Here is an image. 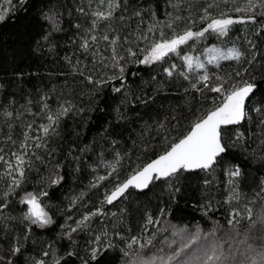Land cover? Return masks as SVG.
I'll list each match as a JSON object with an SVG mask.
<instances>
[{
  "label": "trees",
  "instance_id": "obj_1",
  "mask_svg": "<svg viewBox=\"0 0 264 264\" xmlns=\"http://www.w3.org/2000/svg\"><path fill=\"white\" fill-rule=\"evenodd\" d=\"M248 2L128 0L129 5L143 9L142 17L128 18V12L121 5L108 20L94 15L108 11V0H24L22 4L19 0L10 3L0 0V13L5 14L0 21V155L12 164L16 158L13 153L23 155L25 160L23 178L16 172L6 175L7 165L0 161V204L5 203L2 193L8 190L13 176L21 180L2 210L6 219L0 223V257L3 258L0 264H9V261L33 264L39 260L53 264L55 258H59V264H83L85 259L89 264H130L137 251L144 258L156 255L164 240H174L172 248L178 246L180 238L173 236L169 224L191 233L199 228L201 240L192 245L193 249L206 238L212 239L209 233L214 230V239L226 252L229 247L232 252L237 248L243 251L246 244L240 241L246 234L247 243L257 248L264 246V227H246L244 213L245 206L250 207L255 219L264 210V193L258 194L264 181V125L258 124L261 117L251 110L264 105V15H260L261 7L251 13L235 11L237 7L246 8ZM252 2L264 5V0ZM209 4L213 7L209 8ZM205 9L211 18H218L222 12L233 17L255 14L256 22L233 24L226 36L209 31L204 37L179 46L177 53H170L154 65L130 61L124 64L123 82L117 79L97 88L73 70L77 60L81 62L79 67H91L97 50L104 55L111 54L108 43L102 39L87 50L81 48L86 33L91 43L92 35L107 34L111 39L116 34L123 37L129 32H147L154 25L148 40L137 41L139 49L145 51H138L136 59H142L153 41L170 39L189 28L202 30L208 22L200 19ZM121 14L125 16V28L113 33L109 25L121 23L117 20ZM94 20L96 27L88 32ZM249 40L254 49L249 47ZM233 44L245 53L241 61L221 60L219 66L207 63L206 49L216 46L226 52ZM184 55L205 63L210 76L223 77L227 81L225 87L240 79L235 73L246 67L248 71L243 79L257 86L246 109L249 115L240 125L226 127L230 146L218 158L215 172L186 171L171 187L164 181L154 182L146 192L130 189L127 199L102 205L105 193L118 180L123 182L163 154L170 143L190 130L198 116L202 118L221 102L222 93L204 88L202 82L198 85L203 89L201 92L191 88V83L204 70L193 66L189 72ZM253 55L255 60L248 64ZM173 64L176 68L169 77L163 69ZM181 73H187L189 79ZM107 75H112V70ZM218 83L212 79L210 86ZM114 88L121 91L116 92ZM65 101H70L74 109L54 126L55 132L50 130L45 135L42 127L49 121L44 104L54 113ZM165 128L169 130L167 133ZM237 134H241L239 139ZM37 136L41 139L36 140ZM36 143L43 146L37 148ZM117 160L116 172L107 176L111 169L106 165ZM236 166L241 174L230 177L229 170ZM99 176L107 178L97 187H91ZM58 178H62L59 183L52 182ZM28 193L38 197L52 223L41 227L24 219L29 207L22 201ZM81 193L82 198L74 199L81 197ZM237 195L239 199L235 198ZM208 204L214 211L205 215L201 209ZM97 208H102L103 214L93 216L89 228L72 233L69 239V229ZM161 208L166 210L165 216H159ZM233 209L244 213L245 219L230 226L227 219ZM149 215L154 219L159 217L160 223L148 225L145 230ZM161 226L168 231L160 232ZM153 233H157L155 247H127L131 237L146 241ZM96 236H101L99 245ZM109 240L114 246L105 251L103 245ZM96 246L102 251L93 261L90 250ZM15 247L20 248L18 253L13 252ZM70 251L75 255L69 256ZM240 259L237 253V261Z\"/></svg>",
  "mask_w": 264,
  "mask_h": 264
},
{
  "label": "snow or ice",
  "instance_id": "obj_2",
  "mask_svg": "<svg viewBox=\"0 0 264 264\" xmlns=\"http://www.w3.org/2000/svg\"><path fill=\"white\" fill-rule=\"evenodd\" d=\"M11 0H8L10 3ZM22 4L24 0H19ZM123 5V11L128 12L129 17H142L143 9L129 5L128 0H108L107 8L108 11L96 12L94 15L97 19H108L111 20L116 9L121 8ZM209 8L213 7L209 4ZM256 7H261L260 15H264V5L260 3H253L249 0L246 8L237 7L236 12L245 11L246 13H251ZM83 11V9H80ZM154 15V13H153ZM5 18L4 13H0V21ZM201 22L208 21L206 26L200 31H193L191 28L183 31L180 34H174L170 39H160L158 41H153L150 47L146 50V54L143 55L142 59H136L138 51H145L144 49H139L137 41H146L149 39L148 33L153 31L154 25H150L147 32L138 31L129 32L123 37L119 34L109 38V35L104 34L101 37L92 35L90 37L91 43L87 33L82 40L81 48L87 50L92 47V44H98L99 40L102 39L108 43L111 49L110 55H104L99 50L95 52L94 60L91 67H79L81 62L76 61V65L73 66V70L77 71L82 77V80L87 84L95 85L97 88L103 87L105 84L111 83L114 80L119 79L121 82L124 80L123 73L125 72L124 64L134 61L137 64L143 65H154L157 62L163 61L170 53H177L179 46L184 45L189 40L195 38L200 39L204 37L205 33L211 31L218 36H226L230 31V27L236 23H247L256 22V16L247 15L245 17H233L227 12H222L218 18H211L208 9L204 10V13L200 17ZM121 23L109 25L110 30L113 33H119L125 28V16L121 14L117 17ZM143 23V19H141ZM167 27H172V25H166ZM79 27V26H77ZM96 27V20L93 21L92 28L88 30L91 32ZM264 29V25H262ZM248 45L250 48H255V45L249 40ZM209 54L207 63L215 64L219 66V61L221 60H231L239 62L244 57L245 53L240 50L235 44L229 47L227 51H222L220 48L213 46L206 49ZM99 56V60L95 57ZM183 60L189 72L195 69L204 70L203 74L198 75L195 80L191 83V88L196 92H201L203 89L198 85L202 82L204 88H210V91L215 93H222L221 102L214 107L212 110L207 111L202 118L197 117L195 122L192 124L190 130L183 135L181 138L170 143L169 147L159 155L156 159H153L150 163H147L141 169L133 172L128 176L123 182H118L113 186L110 192H106L104 200L101 202L108 205H113L115 201L120 198L127 199L126 193L129 189L144 190L148 189L154 182L164 181L169 187L181 178L183 172L202 170L205 172H215L216 165L218 164V158L222 157V154L227 151L228 144L226 126L238 125L249 115V110L247 106L251 104V98L256 90V85L248 79H243L245 73L248 69L243 67L241 70L235 73V76L240 78L234 80L233 83L225 87L227 83L223 77L216 76L212 77L209 75L205 68V63L200 62L197 57L184 55ZM255 60V55L252 56L250 60L247 61L251 64ZM176 65H171L168 68H164L163 72L167 76L171 77L175 71ZM102 69V71H98ZM112 70V75H107V72ZM118 70V74L117 71ZM187 80L189 76L187 73H181ZM215 79L220 81V83L210 86V81ZM232 79V77H229ZM114 91H121L120 88H114ZM74 105L70 101H65L63 104H59L55 112L49 108L47 103L44 104V108L47 110L45 115L49 123L42 127V131L45 135L49 131L55 132V125H58L59 120L66 116L70 111L74 109ZM82 110V109H81ZM261 119L258 121L259 125H264V105L254 107ZM7 116H12V113H6ZM176 119V118H174ZM29 128L32 125H28ZM161 127H165L163 124ZM166 133L169 131L165 128ZM241 134H237V139L240 138ZM25 139L28 136L25 135ZM36 140H40L39 136L35 137ZM42 143H36L35 147H42ZM22 147H26L22 145ZM2 151V149H0ZM16 157V165L13 166L12 163L6 161L2 155H0V161H3L6 165V175L11 176L13 171H16L20 178L24 176L23 165L25 163L24 156L20 154L13 153ZM119 163L117 160L115 163H109L106 167L110 168L111 171L107 173V176H112L116 172V165ZM239 166L235 169L229 170L230 177H238L240 175ZM107 176H99L94 182L91 183V187H97L100 182L105 180ZM57 180L52 181L53 183H59ZM21 183L20 179L13 176L11 184L8 190L2 193L5 199L4 204H0V223H3L6 219L2 215V210L7 207V197L14 191L16 187H19ZM178 191V189H176ZM264 193V181L261 183L259 193ZM84 194L81 193L82 198ZM236 199L240 197L235 196ZM29 206L28 212L25 213V220H29L31 224H36L41 227L52 223L51 218L48 213L44 211L41 206L37 196L28 193L27 196L22 201ZM205 215L209 212L214 211L210 204L203 205L202 209ZM244 213H246V220L248 223L246 227L255 229L257 225L264 227V210H262L255 219H253L252 209L245 206ZM238 209H233L228 216L227 223L232 226L235 224H240L244 219L245 215ZM102 208H97L96 211L91 212L89 215H84L82 219L76 222V226L69 229L67 236L69 239L72 238V233L77 232L82 228H89V221L93 216L102 215ZM166 210L164 208L160 209L159 216H165ZM211 218V217H209ZM160 223L159 217L154 219L151 215L146 217V224L144 225L145 230L148 225H156ZM169 228L172 229L174 237H179V244L176 248H172L171 244L175 241L164 240L163 245L167 246L168 251L165 250L164 246H161L157 250V254L148 258H144L139 251L134 253L135 259H133L130 264H264V246L257 248L256 246L247 243L248 235H245V239L240 241L241 244H246V248L241 251L237 248L236 252L231 251V247L226 252L223 245L214 239L215 230L209 233V238H206L200 244L197 245L195 249L192 248L193 244L201 240L199 228L196 229L195 233H191L186 229H177L174 225L169 224ZM160 232L168 231V228H162ZM107 235L106 233L104 234ZM157 233H153L146 241H141L140 237L133 236L127 244V247L131 249L133 245H138L139 249H143L146 246H154V241L156 240ZM95 241L97 245L101 241V236H96ZM229 243L230 242H225ZM114 245L109 240L103 245V250L113 247ZM20 251L19 247L13 249L14 253ZM101 247L96 246L90 250V259L96 260L98 255L101 254ZM237 253L242 259L237 261ZM45 256L48 255L47 252L44 253ZM69 256L75 255L74 252H69ZM125 255H128L125 252ZM3 258L0 257V260ZM9 264L11 262L9 261ZM33 264H45L44 260L34 261ZM53 264H59V258H55ZM83 264H89L88 259L83 261Z\"/></svg>",
  "mask_w": 264,
  "mask_h": 264
},
{
  "label": "water",
  "instance_id": "obj_3",
  "mask_svg": "<svg viewBox=\"0 0 264 264\" xmlns=\"http://www.w3.org/2000/svg\"><path fill=\"white\" fill-rule=\"evenodd\" d=\"M256 89H257V86H256ZM255 91H256V90H255ZM242 122H243V121H242ZM242 122H241V123H242ZM241 123H240V124H241ZM240 124H238V125H240ZM231 126H237V125H231ZM226 127H229V126H226ZM155 159H156V158H155ZM150 162H151V161H150ZM150 162H149V163H150ZM194 171H196V170H194ZM188 172H192V171H188ZM150 186H151V185H150ZM150 186H149V188H150ZM149 188H148V189H149ZM148 189H144V190H142V191L137 190V191H138V192H146V191H148ZM129 190H130V189H129ZM135 190H136V189H135ZM120 199H122V198H120ZM120 199H119V200H120ZM119 200L115 201L114 204L117 203Z\"/></svg>",
  "mask_w": 264,
  "mask_h": 264
},
{
  "label": "rangeland",
  "instance_id": "obj_4",
  "mask_svg": "<svg viewBox=\"0 0 264 264\" xmlns=\"http://www.w3.org/2000/svg\"><path fill=\"white\" fill-rule=\"evenodd\" d=\"M15 165H16V158H15V161H14V163H13V166L15 167ZM13 172H16V171H13ZM17 173V172H16ZM18 174V173H17ZM27 195H25L24 196V198L26 197ZM29 207V206H28ZM163 227L161 226L159 229H162Z\"/></svg>",
  "mask_w": 264,
  "mask_h": 264
}]
</instances>
